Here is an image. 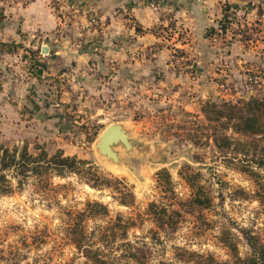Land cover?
Returning a JSON list of instances; mask_svg holds the SVG:
<instances>
[{
  "label": "rangeland",
  "instance_id": "1",
  "mask_svg": "<svg viewBox=\"0 0 264 264\" xmlns=\"http://www.w3.org/2000/svg\"><path fill=\"white\" fill-rule=\"evenodd\" d=\"M10 4L0 2V12ZM69 36L63 38L72 51H82L83 39ZM93 64L77 69L66 60L61 72L26 82L31 91L6 92L2 147H25L34 156L61 152L84 164L21 188L11 180L12 191L0 195V264H241L253 254L251 242L264 249V164L232 158L213 141L222 103L261 99L264 89L193 105L180 84L156 87L140 73L116 92L114 67ZM111 124L130 143L113 146L117 161L96 148Z\"/></svg>",
  "mask_w": 264,
  "mask_h": 264
},
{
  "label": "crops",
  "instance_id": "2",
  "mask_svg": "<svg viewBox=\"0 0 264 264\" xmlns=\"http://www.w3.org/2000/svg\"><path fill=\"white\" fill-rule=\"evenodd\" d=\"M150 3H157L158 9L150 8ZM75 4L72 20L36 0L1 7L0 106L11 105L6 92L31 91L26 82L36 85L44 76L61 72L66 60H73L77 69L94 62L98 67L113 66L116 92H122L127 82H136L139 73L142 80L156 79V87L180 84L193 105L198 98L216 94L248 98L254 92L245 85L250 69L261 75L259 87L264 89V0H77ZM224 4L233 9L230 20L224 18ZM90 14L98 25L86 28ZM252 26L255 32L247 30ZM69 33L70 39L76 35L83 39L82 51L75 53L66 43L63 36ZM27 68L33 74L28 75ZM222 81L225 90L219 87Z\"/></svg>",
  "mask_w": 264,
  "mask_h": 264
},
{
  "label": "trees",
  "instance_id": "3",
  "mask_svg": "<svg viewBox=\"0 0 264 264\" xmlns=\"http://www.w3.org/2000/svg\"><path fill=\"white\" fill-rule=\"evenodd\" d=\"M221 106L222 110L214 112L217 116L216 120L223 122L214 134L215 147L218 150H229L228 153L235 156L232 158L239 156L250 158L251 162L262 166L264 164V97L251 98L237 105L222 103ZM227 131L232 136H227L225 134ZM83 164V161L75 157H64L61 152L51 157H47L43 152L34 156L28 154L25 147L18 150L16 147L9 149L0 145V195L12 191L11 180H15L16 188H21L29 179L45 182L50 171L62 175L77 171ZM98 207V204H92L91 212ZM100 210L104 212L105 208ZM164 217L165 215L158 216L157 219L163 220ZM160 224L163 225L164 221H160ZM76 242L81 240L77 239ZM255 244V241L250 243L253 254L241 264H264V249H256ZM94 259L97 264H106L104 261ZM199 261L204 263L208 260ZM196 264L199 262L197 261Z\"/></svg>",
  "mask_w": 264,
  "mask_h": 264
},
{
  "label": "built area",
  "instance_id": "4",
  "mask_svg": "<svg viewBox=\"0 0 264 264\" xmlns=\"http://www.w3.org/2000/svg\"><path fill=\"white\" fill-rule=\"evenodd\" d=\"M6 3H14L16 0H5ZM30 1V0H25ZM42 3L46 8H48L52 13L57 14L59 17H67L72 20L70 15L75 16L77 14V5L72 2V0H36ZM150 8L157 10V3H150ZM234 12L233 9L224 4V18L227 20L232 19ZM98 25V19L95 15H89L87 20L86 28L95 27ZM247 29L249 32H255L257 29ZM248 75L246 76L245 82L250 88L259 87L262 84V77L259 73L248 70ZM219 87L223 90L226 89V83L224 81L219 82Z\"/></svg>",
  "mask_w": 264,
  "mask_h": 264
},
{
  "label": "water",
  "instance_id": "5",
  "mask_svg": "<svg viewBox=\"0 0 264 264\" xmlns=\"http://www.w3.org/2000/svg\"><path fill=\"white\" fill-rule=\"evenodd\" d=\"M72 1L75 3L77 0ZM42 51L45 52V48H42ZM118 143L122 144L127 149L130 148L125 130L119 124H111L99 135L96 148L101 155L112 161H117V155L113 150V146Z\"/></svg>",
  "mask_w": 264,
  "mask_h": 264
}]
</instances>
